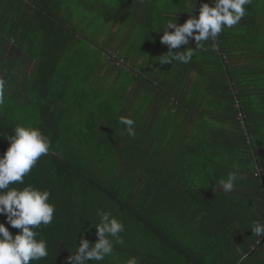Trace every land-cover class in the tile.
Masks as SVG:
<instances>
[{
    "label": "trees",
    "instance_id": "obj_1",
    "mask_svg": "<svg viewBox=\"0 0 264 264\" xmlns=\"http://www.w3.org/2000/svg\"><path fill=\"white\" fill-rule=\"evenodd\" d=\"M203 2L0 0V156L18 124L51 140L25 177L56 205L37 230L50 255L31 264H69L101 212L125 231L100 264H264V0L203 48L173 50L193 48L190 63L161 65L158 32Z\"/></svg>",
    "mask_w": 264,
    "mask_h": 264
},
{
    "label": "clouds",
    "instance_id": "obj_2",
    "mask_svg": "<svg viewBox=\"0 0 264 264\" xmlns=\"http://www.w3.org/2000/svg\"><path fill=\"white\" fill-rule=\"evenodd\" d=\"M251 4L252 0H207L201 3L198 15H188L183 24H178L176 19L175 22L169 21L158 32L162 33L160 43L168 48V55L161 56L159 63H190L194 51L203 48L205 42L215 41L223 31L237 26ZM189 7L194 11L196 0ZM190 41L195 42V50L186 47L183 51L173 52L189 45ZM4 103L5 81L0 78V105ZM119 122L129 136L136 135L133 119L121 117ZM2 136L9 146L0 156V216L5 218L0 223V264H31L46 260L50 255L49 245L45 239L38 238L40 233L37 230L52 224L56 205L51 202L50 190L26 185L25 177L42 156L49 154L51 140L39 128L20 124L16 125L13 134ZM236 179V172H230L225 180L220 181V186L225 192H231ZM99 216L100 222L95 227L96 242L93 244L86 238L80 239L78 246L74 242L69 264H88L89 261L100 264L113 255L114 243H123L120 234L125 231L124 223L110 212H101ZM9 227L18 229V234L13 235ZM252 232L256 237L264 235V224L257 222ZM127 264H138V261L136 257H130Z\"/></svg>",
    "mask_w": 264,
    "mask_h": 264
}]
</instances>
